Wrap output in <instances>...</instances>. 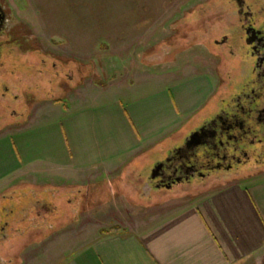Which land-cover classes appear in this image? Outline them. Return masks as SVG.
Here are the masks:
<instances>
[{
    "label": "crops",
    "instance_id": "0c3cea01",
    "mask_svg": "<svg viewBox=\"0 0 264 264\" xmlns=\"http://www.w3.org/2000/svg\"><path fill=\"white\" fill-rule=\"evenodd\" d=\"M204 73H193L191 80L187 74L165 75L161 80L175 85L150 94L137 81L100 86L85 84L84 78L68 86L62 101L24 92L22 109L12 113L19 118L0 128V194L19 185L24 190L19 195L33 203H5L12 207L8 211L22 213L16 221H30V228L44 222L43 195L31 192L54 185L46 172L59 176L58 186L97 187V209L89 207L91 192L81 212L105 218L112 211L154 207L148 197L161 187L151 176L154 167L208 122L219 105V99L211 102L218 94L214 79ZM157 150L159 155L149 159ZM107 186L115 189L109 201L103 196ZM134 192L143 198L134 199ZM196 195L172 211L120 224L68 250L54 264H246L264 255V171L209 185Z\"/></svg>",
    "mask_w": 264,
    "mask_h": 264
},
{
    "label": "rangeland",
    "instance_id": "374dc122",
    "mask_svg": "<svg viewBox=\"0 0 264 264\" xmlns=\"http://www.w3.org/2000/svg\"><path fill=\"white\" fill-rule=\"evenodd\" d=\"M8 1L11 22L26 34L27 48L32 46L39 51H12L0 59V128L19 118L12 113L22 109L24 92L62 99L68 86H78L83 78L85 84L100 86L137 81L147 85L144 91L150 94L175 85L161 80L165 75L173 78L187 74L185 78L191 80L193 73L203 71L214 79L218 94L211 102L219 99L220 109L230 101L233 90L244 84L248 74V68L241 64L242 59H248L246 55L231 56L216 43L232 29L234 22L235 12L227 0ZM2 51L7 52L6 45ZM106 51L112 58L108 57L104 65L99 57ZM158 155L157 150L148 158ZM263 170L247 173L255 176ZM43 176L55 182L52 187L31 192L43 195L41 203L48 208L43 209L44 222H39L36 228L28 227L30 221H16L22 213L14 216L8 211L12 207L4 205L33 203L30 196L19 195L24 193L19 185L0 194V228L8 220L11 225L0 230V264H54L68 250L100 237L102 230L132 225L133 219L172 211L179 204L195 199L202 188L234 181V178L208 177L200 182L178 180L160 185L154 196L148 197L154 207L139 213L112 211L101 218L96 212H81L83 201L91 192L93 203L89 207L97 209L96 186L90 189L58 186L57 182L62 181L57 180L60 179L57 174L46 172ZM243 176L246 175L239 178ZM127 190L131 191L130 187ZM114 192L113 187L107 186L105 201ZM10 194H14L11 201L6 197ZM133 198L143 197L135 193ZM26 218L34 217L27 214ZM262 255L252 257L246 264H264Z\"/></svg>",
    "mask_w": 264,
    "mask_h": 264
},
{
    "label": "flooded vegetation",
    "instance_id": "af4514ba",
    "mask_svg": "<svg viewBox=\"0 0 264 264\" xmlns=\"http://www.w3.org/2000/svg\"><path fill=\"white\" fill-rule=\"evenodd\" d=\"M227 3L235 12L234 22L216 43L231 56H247L241 60L248 68L245 82L208 122L156 165L151 175L157 178L156 185L231 179L264 169V0ZM4 45L7 52L2 51ZM28 46L26 34L11 22L9 1L0 0V59L12 51H39Z\"/></svg>",
    "mask_w": 264,
    "mask_h": 264
},
{
    "label": "trees",
    "instance_id": "16d2710c",
    "mask_svg": "<svg viewBox=\"0 0 264 264\" xmlns=\"http://www.w3.org/2000/svg\"><path fill=\"white\" fill-rule=\"evenodd\" d=\"M124 55V54H123ZM100 56H102V58L101 57H99V61H105V62H108L107 60H108V57L110 58V57H112V55L111 54H109L108 52H105L103 55H100ZM104 62V65L106 64ZM112 76V75H111ZM105 79H107L108 80V78H105ZM57 101H60L61 99H56ZM62 101V100H61ZM64 106H65V103H64ZM84 207H86V206H84ZM87 208H89V207H87ZM87 210V209H86ZM117 228L118 227H111L110 229H108V230H102L101 232L105 235V234H110V233H112V232H114L115 230H117ZM102 234V235H103Z\"/></svg>",
    "mask_w": 264,
    "mask_h": 264
}]
</instances>
